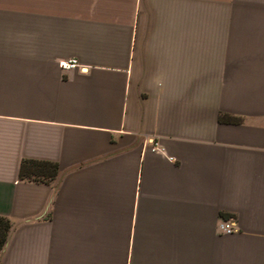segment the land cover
Wrapping results in <instances>:
<instances>
[{
    "label": "crops",
    "instance_id": "1",
    "mask_svg": "<svg viewBox=\"0 0 264 264\" xmlns=\"http://www.w3.org/2000/svg\"><path fill=\"white\" fill-rule=\"evenodd\" d=\"M0 229V264H264V0H0Z\"/></svg>",
    "mask_w": 264,
    "mask_h": 264
},
{
    "label": "trees",
    "instance_id": "2",
    "mask_svg": "<svg viewBox=\"0 0 264 264\" xmlns=\"http://www.w3.org/2000/svg\"><path fill=\"white\" fill-rule=\"evenodd\" d=\"M25 170H26V165L23 164L22 165V168H21V175L24 176L25 174ZM7 229V228H6ZM5 231V229H4ZM4 240H5V234L3 233V231L0 229V249L1 247L3 246V243H4Z\"/></svg>",
    "mask_w": 264,
    "mask_h": 264
},
{
    "label": "built area",
    "instance_id": "3",
    "mask_svg": "<svg viewBox=\"0 0 264 264\" xmlns=\"http://www.w3.org/2000/svg\"><path fill=\"white\" fill-rule=\"evenodd\" d=\"M221 228L224 229L228 233L232 232V229H233L231 224H226L224 226H221Z\"/></svg>",
    "mask_w": 264,
    "mask_h": 264
}]
</instances>
